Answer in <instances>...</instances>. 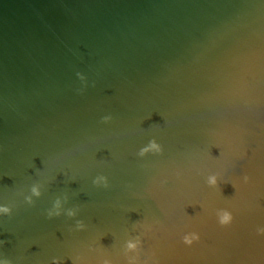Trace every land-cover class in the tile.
Instances as JSON below:
<instances>
[{"label": "water", "instance_id": "obj_1", "mask_svg": "<svg viewBox=\"0 0 264 264\" xmlns=\"http://www.w3.org/2000/svg\"><path fill=\"white\" fill-rule=\"evenodd\" d=\"M0 204L11 264H264V0H0Z\"/></svg>", "mask_w": 264, "mask_h": 264}, {"label": "clouds", "instance_id": "obj_2", "mask_svg": "<svg viewBox=\"0 0 264 264\" xmlns=\"http://www.w3.org/2000/svg\"><path fill=\"white\" fill-rule=\"evenodd\" d=\"M77 76L80 78L82 82L85 81V77L81 73H77ZM85 91V87H81L77 89L78 93H83ZM113 119L111 114H106L101 117V121L103 123H109ZM153 152L156 154H160L163 152V146L155 139L152 138L147 145L140 148L137 152V156L143 157L146 153ZM241 158L244 157L245 153H241ZM224 181L231 183L235 192L239 191L241 185H246L252 182L251 176L248 174H243L242 177L238 181H228L224 178L223 173L219 170L216 171H208L205 184L213 189H219V182ZM103 183L104 187H108L107 178L103 176H98L94 179L93 183ZM39 184L33 183L30 188V194L24 195V200L31 205L33 203V196H39ZM199 207H204L202 203L198 204ZM12 213V207L9 204H0V215H10ZM61 213V201L59 199L56 200L53 207L47 210V217L51 218L53 216H59ZM69 216H75L76 213L69 211ZM215 219L216 223L220 227L230 226L234 222V214L233 211L229 208H217L215 209ZM86 229V225L77 220L75 223V230L83 231ZM255 235L264 236V222L258 223L254 228ZM183 245L191 247L195 243L201 240V233L198 230H189L183 232L180 237ZM5 243L4 240H0V246ZM143 247V241L140 234L135 235L134 237L128 239L122 249V254L125 258L126 264H158V261L155 260L154 254L146 255L143 259H141V252ZM81 258L77 257V261H73V264H79ZM0 264H11L10 261L5 259H0ZM53 264H60L59 260L54 259ZM97 264H115L114 260L107 254L102 255Z\"/></svg>", "mask_w": 264, "mask_h": 264}]
</instances>
